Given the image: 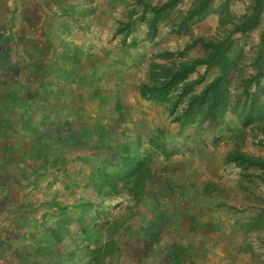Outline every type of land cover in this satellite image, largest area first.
Listing matches in <instances>:
<instances>
[{"label": "crops", "instance_id": "obj_1", "mask_svg": "<svg viewBox=\"0 0 264 264\" xmlns=\"http://www.w3.org/2000/svg\"><path fill=\"white\" fill-rule=\"evenodd\" d=\"M146 2L0 0V264L227 259L249 214L231 206L252 196L237 191L227 155L184 154L199 140L176 138L187 129L140 95L154 53ZM143 147L179 152L163 159L169 178L153 169L147 200L121 205L131 218L100 219L120 191L110 183L124 162L142 163ZM145 238L156 240L149 255Z\"/></svg>", "mask_w": 264, "mask_h": 264}, {"label": "rangeland", "instance_id": "obj_2", "mask_svg": "<svg viewBox=\"0 0 264 264\" xmlns=\"http://www.w3.org/2000/svg\"><path fill=\"white\" fill-rule=\"evenodd\" d=\"M168 0H147V5L159 6ZM207 0H180L178 4L172 7L169 14L163 18L157 24V30L155 36H148V29L145 34V39L151 41L152 52L151 61L162 62L156 55L163 50H181L184 46L189 43L192 38L202 36L205 38H218L223 39L229 36L232 40V49L235 51L234 63L236 70L234 76L230 82V89L232 95L237 96L241 93V80L249 77L253 72V61L257 56V53L262 48L264 50V43L261 46L262 39L264 37V10L257 20V24L249 31L244 34L234 32V28L238 25L242 18L247 15L250 11L251 3L253 0H209L208 8L204 12V16L200 21L189 23L186 29L182 32H175L173 23L178 22L185 14L190 10L195 9L200 3ZM146 10V9H144ZM148 13V11H146ZM151 14L143 15V23L146 25V18H150ZM200 54L199 49H191L186 53V58H194ZM236 56V57H235ZM264 63V59H263ZM205 70L204 66H199L197 70L191 74V78H196L201 75ZM144 80L147 79L148 68H144L142 71ZM217 73L215 67L209 69L205 76V81L197 86V89L209 80H211ZM264 84V75L261 80ZM251 92H255L256 95H261V101H264V92L251 85ZM233 96V97H234ZM235 98V97H234ZM158 103V102H156ZM153 105H157V104ZM160 107L162 104L158 103ZM164 112V109H163ZM166 113V112H165ZM169 116V115H168ZM160 120V116L158 115ZM176 125V123H175ZM183 129L186 132L176 133V138H197L199 142L195 143L194 146L189 144L187 149L184 150V154H195L198 151L197 146L202 145V148H209L212 150V154L227 155L232 150H239L242 153L248 155H254L257 157L264 158V118L254 122L246 127L241 126L237 114L233 111H229L221 125L216 129H203L196 124H189L184 126ZM189 142V141H188ZM149 149V151H148ZM143 159L141 167L138 172L142 175L137 181H134L133 176L129 174L124 177L121 174L122 179L115 177L110 185L120 188V191L115 192L111 190V194L104 200L106 204H110L108 211L104 215L101 211L99 218H108L109 220H117L127 215L129 218L132 217V208L122 211V204H137L143 200H147V192L150 189L149 174L154 169V173L162 174V166L165 164L164 160H168L169 155H179L176 149H172L168 154L162 151L160 147H143L142 149ZM163 156H167L165 159ZM222 158V157H221ZM224 159V158H222ZM223 168L237 171L239 175V189L237 191H246L247 194L252 196V199L239 205H232L231 208L234 212H245L247 215L245 222L242 225L235 224L238 228L237 235L233 236L232 244H229V252L226 251L227 259L220 260V264H264V214H260V198H264V183L254 177L243 178L240 176V168L236 167L233 163L224 162ZM165 170V169H164ZM255 169H252V171ZM162 177L168 176V174H162ZM156 176V174H155ZM161 177V178H162ZM166 178H164L165 181ZM111 180V179H110ZM168 180V179H166ZM233 180V179H231ZM235 180V179H234ZM230 181V180H229ZM176 191V190H174ZM152 197V196H151ZM102 201H91L89 203L96 204ZM91 212L86 211L82 214L81 218L85 219ZM146 239V238H145ZM153 239V238H152ZM146 239L144 244V250L153 253L156 240ZM232 242V241H231ZM181 244H175L172 246L173 252L180 247ZM225 255V254H224ZM223 255V256H224ZM162 260L165 264H173L178 261L177 259L172 260V257L158 258V261ZM169 262V263H168Z\"/></svg>", "mask_w": 264, "mask_h": 264}, {"label": "trees", "instance_id": "obj_3", "mask_svg": "<svg viewBox=\"0 0 264 264\" xmlns=\"http://www.w3.org/2000/svg\"><path fill=\"white\" fill-rule=\"evenodd\" d=\"M179 1L168 0L159 6L144 4V9H148L151 14L150 18L146 19L148 36H155L157 24ZM208 3L209 0L200 3L178 22H174V31L182 32L189 23L200 21L208 8ZM263 10L264 0H253L249 13L235 26L234 32L244 34L251 30L257 24ZM263 43L264 37L261 46ZM232 44L229 36L223 39L197 36L181 50L159 52L156 56L162 62H150L147 79L138 87L140 95L146 100L162 104L172 121L181 128L196 124L203 129H216L229 111L237 114L239 123L243 127L263 119L264 101H261V95L251 92L250 87L254 85L264 92V84L261 83L264 75V50L261 48L257 53L253 61V72L249 77L241 80V93L234 96L230 89V82L236 70ZM191 49H199L200 54L191 59L186 58L187 51ZM199 66L205 67L204 72L196 78H191V74ZM213 67L217 69V73L202 88L197 89V86L205 81L207 71ZM225 162L239 167L241 177H254L264 183L263 157L232 150L227 154ZM123 165L127 166V169L120 173L124 174V177L127 174L133 176L141 167V163L124 162ZM141 177L139 173V178ZM260 201L259 212L264 214V198H260Z\"/></svg>", "mask_w": 264, "mask_h": 264}]
</instances>
